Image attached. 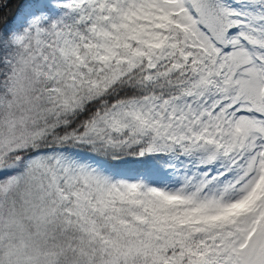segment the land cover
Listing matches in <instances>:
<instances>
[{
    "label": "snow or ice",
    "instance_id": "snow-or-ice-1",
    "mask_svg": "<svg viewBox=\"0 0 264 264\" xmlns=\"http://www.w3.org/2000/svg\"><path fill=\"white\" fill-rule=\"evenodd\" d=\"M0 264H264V0H0Z\"/></svg>",
    "mask_w": 264,
    "mask_h": 264
}]
</instances>
